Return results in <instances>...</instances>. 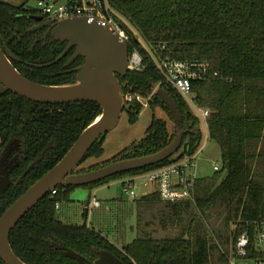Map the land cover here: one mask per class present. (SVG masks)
<instances>
[{
    "label": "trees",
    "instance_id": "trees-1",
    "mask_svg": "<svg viewBox=\"0 0 264 264\" xmlns=\"http://www.w3.org/2000/svg\"><path fill=\"white\" fill-rule=\"evenodd\" d=\"M109 1L138 30L147 46L119 16L108 12L129 33L130 52L138 50L146 63L142 72L119 77L124 94L146 99L151 108L160 107L173 119L158 92L167 91L182 113L177 129L186 134L177 159L85 187L93 189L114 178L193 157L201 144L199 118L184 97L166 82L152 52L174 60L209 64L211 76L193 82V95L201 109L210 111V138L220 147L226 174L222 177L223 171L218 170L212 178H200L195 202H163L156 193L136 200L137 236L123 248L86 224L62 221L57 216V205L69 201L76 187L59 186L11 232L12 249L26 264H79L54 249L52 242H62L91 260L98 257V250H107L124 264H228L227 256L237 236L247 223L260 220L264 214V0ZM35 14L26 4L15 6L0 1V41L18 58L13 64L29 80L44 85L73 84L76 73L68 70L81 65L83 58L69 69L64 64L70 54L48 68L35 66L51 63L67 45L45 37L44 30L30 33L37 23L32 17ZM129 104V121L135 123L144 105L138 100ZM101 114L102 108L94 102L38 104L11 92L0 97V154L15 137L22 144V161L13 177L19 178L49 148L42 162L18 187L0 192V217L65 156ZM106 136L93 146L85 160L102 156ZM174 137L167 121L153 117L141 141L89 171L156 153ZM0 264L4 263L0 260Z\"/></svg>",
    "mask_w": 264,
    "mask_h": 264
},
{
    "label": "water",
    "instance_id": "water-1",
    "mask_svg": "<svg viewBox=\"0 0 264 264\" xmlns=\"http://www.w3.org/2000/svg\"><path fill=\"white\" fill-rule=\"evenodd\" d=\"M104 4V0H101ZM42 21L43 18H37ZM48 28L57 42L68 43L65 52L47 67L62 60L75 48L68 65L78 57L85 59L76 69L77 77L73 84L44 85L33 82L23 76L12 64L13 53L0 44V97L11 92L30 101L43 104H66L74 102H94L102 108V114L78 137L63 159L44 177L19 197L0 218V260L5 264H26L12 249L11 231L19 221L41 200L48 196L58 185L67 187H85L105 181L111 177L143 170L171 159L183 146L186 131L180 130L172 142L160 151L137 158L117 161L86 173L73 174L85 161L93 146L119 123L123 112L130 111L131 105L125 101V94L119 77L129 73V44L120 40L113 32L97 19L88 16H74L59 21L48 20L33 29ZM159 94L177 124L182 122V114L172 96L159 89ZM179 128V126H178ZM200 127H198V130ZM13 143L6 148L0 160V186L4 190L9 184L10 172H4L2 166L8 155L14 150ZM39 162V161H37ZM32 165L27 172H29ZM5 181V184H4ZM92 192L85 203V216L88 217ZM59 249H65L57 246ZM65 254L84 264L85 258L72 250ZM95 264H124L108 251H100Z\"/></svg>",
    "mask_w": 264,
    "mask_h": 264
},
{
    "label": "built area",
    "instance_id": "built-area-1",
    "mask_svg": "<svg viewBox=\"0 0 264 264\" xmlns=\"http://www.w3.org/2000/svg\"><path fill=\"white\" fill-rule=\"evenodd\" d=\"M38 5L43 15L55 21L74 16H88L90 20L97 19L113 34L119 35L121 41L127 42L130 48L129 33L110 16L105 3L103 4L101 0H75L74 3L66 4L39 0ZM152 54L157 67L164 74L166 82L171 84L183 97L192 98L195 101L193 82L207 80L211 76L209 64L174 60L164 57L163 53L152 52ZM145 68L146 63L141 53L136 49L129 52V73L142 72ZM134 100L143 103L140 96L132 93L125 95V101L128 104ZM199 109L207 121L210 111ZM214 169L220 170L217 164ZM196 170L197 162L193 156L178 159L160 168L123 177L120 180L123 195L136 201L143 196L156 193L163 202H195L196 185L200 179ZM138 181L145 190L150 187L153 190L145 191L141 196L136 190ZM55 193L53 190L52 194ZM91 206L98 208L101 203L94 199ZM227 258L228 264H264V214L260 220L246 224L245 229L237 236L232 252Z\"/></svg>",
    "mask_w": 264,
    "mask_h": 264
},
{
    "label": "rangeland",
    "instance_id": "rangeland-1",
    "mask_svg": "<svg viewBox=\"0 0 264 264\" xmlns=\"http://www.w3.org/2000/svg\"><path fill=\"white\" fill-rule=\"evenodd\" d=\"M15 6L26 4L29 8L40 10L39 0H0ZM50 3L66 4L67 0H44ZM106 10L119 16L133 31L137 39L145 46L138 30L124 19L122 14L112 6L109 0H104ZM147 47V46H146ZM150 50V49H149ZM151 52V51H150ZM192 113L200 120L202 132V141L197 149L194 158L197 162L198 178H212L216 175L215 164L223 171V162L219 145L210 138L207 121L203 117L200 107L192 98L184 97ZM143 109L135 123H130L129 114L123 112L117 126L110 131L105 139L103 149L104 153L100 157H92L85 160L81 168H89L99 164L111 161L115 156L129 148L134 143L141 141L149 128L153 117L167 121L169 131L172 135L178 134L177 126L171 116L160 107L151 108L147 100H143ZM199 107V108H198ZM182 152L175 154L172 159H177ZM226 172H222V177ZM121 178H114L110 181L89 190L86 187H78L71 191L69 201L60 203L57 216L69 224H86L96 231L102 232L117 247L123 248L125 244L131 243L137 236L138 209L135 200L123 195ZM137 183V192L141 196L145 191H152L153 188L144 189ZM89 192H92L91 202L96 199L100 201L101 206L89 209L88 217H85L84 205L87 201ZM72 200H75L74 202Z\"/></svg>",
    "mask_w": 264,
    "mask_h": 264
},
{
    "label": "flooded vegetation",
    "instance_id": "flooded-vegetation-1",
    "mask_svg": "<svg viewBox=\"0 0 264 264\" xmlns=\"http://www.w3.org/2000/svg\"><path fill=\"white\" fill-rule=\"evenodd\" d=\"M35 12H36V14L34 15V16H32V17H34V19H35V21H37V23L32 27V28H30V30H29V32L30 33H36V32H38V31H45V37H50L51 35H48L47 34V32H48V28L46 27V28H41V29H37V30H33V29H35L36 27H38L39 25H41L43 22H46V21H48V20H52L50 17H48V16H46V15H43L42 13H41V11L40 10H34ZM39 17H42L43 18V20L42 21H38L37 20V18H39ZM52 37V36H51ZM0 44L2 45V46H4V47H6V48H8L7 46H6V44L4 43V42H1L0 41ZM67 47H68V43H67V45H66V48H65V50L67 49ZM9 49V48H8ZM10 50V49H9ZM65 50L61 53V55L65 52ZM75 48H73V49H71L68 53H67V55L63 58V59H65L69 54V56H68V59L66 60V62H65V64H64V68H67V69H69V68H71L72 66H73V64L79 59V58H82V57H78L72 64H70V65H68V63H69V61H70V59L72 58V56L74 55V53H75ZM11 51V50H10ZM12 52V51H11ZM13 53V52H12ZM13 55L15 56V54L13 53ZM60 55V56H61ZM59 56V57H60ZM58 57V58H59ZM57 58V59H58ZM57 59H55L54 61H56ZM62 59V60H63ZM84 59V58H83ZM16 60H18V58L15 56V59H11V61H12V64H13V62L14 61H16ZM62 60H60L59 62H61ZM54 61H52L51 63H53ZM59 62H56V63H54V64H52V65H50V66H53V65H55V64H57V63H59ZM84 62H85V59H84ZM84 62L81 64V65H79V66H76V67H74V68H71V69H69L68 71H74L75 73H76V77H77V72H76V69L77 68H79L80 66H82L83 64H84ZM51 63H47V64H43V65H48V64H51ZM14 65V64H13ZM37 68H39V69H43V68H48V67H50V66H47V67H39V66H42V65H35ZM15 67V66H14ZM16 68V67H15ZM16 95V94H15ZM18 96V95H17ZM21 97V96H20ZM22 98H24V97H22ZM26 99V98H25ZM28 100V99H27ZM30 101V100H29ZM31 102H34V101H31ZM83 102H87V101H83ZM34 103H37V102H34ZM74 103H76V102H74ZM38 104H43V103H38ZM66 104H71V103H66ZM49 105H63V104H49ZM182 114V113H181ZM173 117V116H172ZM173 119H174V117H173ZM178 123V122H177ZM177 126V125H176ZM177 131L179 132L180 131V129H177ZM11 143H13L12 144V146H13V148H14V150L8 155V157H7V159L5 160V162L3 163V166H2V170H3V175H4V172H7V171H9L10 172V174H9V184L7 185V187L4 189V190H1L0 189V192H5L6 190H8V189H10L11 187H18V185L19 184H21L22 182H23V180H24V178H25V176H27L28 174H30L35 168H36V166L37 165H39L41 162H42V160H43V158H44V155L46 154V152L48 151V149H46L43 153H42V155L40 156V157H38L35 161H33L28 167H27V169L24 171V173L19 177V178H14L13 177V174H14V172L18 169V167L20 166V164H21V161H22V159H21V147H22V144H21V140L18 138V137H15V138H13V139H11L10 141H9V143L5 146V148L3 149V151L1 152V154H0V160H1V158L3 157V154H4V152H5V150H6V148L9 146V144H11ZM66 155V154H65ZM63 159V158H62ZM61 159V160H62ZM60 160V161H61ZM37 161H39V162H37ZM59 161V162H60ZM58 162V163H59ZM57 163V164H58ZM56 164V165H57ZM32 165H34V167L29 171V172H27L28 171V169L32 166ZM55 165V166H56ZM82 165V164H81ZM81 165L74 171V173L73 174H81V173H86V172H89V168H86V169H84V168H81V169H79L80 167H81ZM54 166V167H55ZM53 167V168H54ZM52 168V169H53ZM51 169V170H52ZM50 171V170H49ZM48 171V172H49ZM92 171V170H91ZM47 172V173H48ZM46 173V174H47ZM45 174V175H46ZM45 175H43L42 177H44ZM0 176H1V174H0ZM41 177V178H42ZM40 178V179H41ZM40 179H38L37 181H39ZM36 181V182H37ZM35 182V183H36ZM35 183H33L31 186H33ZM4 184H5V181H4ZM30 186V187H31ZM59 186H61V187H63L62 185H58L57 187H59ZM30 187H28V189L30 188ZM57 187H55V189L57 188ZM0 188H1V186H0ZM78 188V187H77ZM27 189V190H28ZM54 189V190H55ZM89 189V188H88ZM26 190V191H27ZM89 190H91V189H89ZM23 195V194H22ZM21 195V196H22ZM20 196V197H21ZM86 203V202H85ZM13 204V203H12ZM11 204V205H12ZM10 205V206H11ZM9 206V207H10ZM8 207V208H9ZM7 208V209H8ZM6 209V210H7ZM5 210V211H6ZM84 210H85V205H84ZM29 213V212H28ZM27 213V214H28ZM26 214V215H27ZM3 215V214H2ZM1 215V216H2ZM25 217V216H24ZM23 217V218H24ZM86 217V216H85ZM1 218V217H0ZM22 218V219H23ZM21 219V220H22ZM20 220V221H21ZM19 221V222H20ZM18 225V224H17ZM91 228V227H90ZM15 229V228H14ZM13 229V230H14ZM12 230V231H13ZM11 231V232H12ZM11 235V234H10ZM51 245H52V247L54 248V249H56V250H60V251H62L63 253H64V255L66 256V257H68L66 254H65V251L66 250H71V249H69V248H67L65 245H64V243H62V242H60V243H57V242H52L51 243ZM55 245H57V246H62V247H64L65 249H59V248H57ZM73 251V250H72ZM100 251H107V250H98V257L96 258V259H87L86 257H84V256H82L81 254H79V255H81L82 257H84L85 258V261H84V264H95V262L99 259V252ZM75 252V251H74ZM108 252H110V251H108ZM76 253V252H75ZM110 253H112V252H110ZM78 254V253H77ZM113 254V253H112ZM114 256H116L115 254H113ZM117 257V256H116ZM68 258H70V257H68ZM118 259H120L119 257H117ZM70 259H72V258H70ZM72 260H75V259H72ZM121 260V259H120ZM75 261H77V260H75ZM122 261V260H121ZM79 264H82V263H80L79 261H77ZM123 262V261H122ZM5 264V263H4Z\"/></svg>",
    "mask_w": 264,
    "mask_h": 264
},
{
    "label": "crops",
    "instance_id": "crops-1",
    "mask_svg": "<svg viewBox=\"0 0 264 264\" xmlns=\"http://www.w3.org/2000/svg\"><path fill=\"white\" fill-rule=\"evenodd\" d=\"M71 0H67V3H69ZM73 202L75 201V200H72ZM90 208H91V204H90ZM58 209H60V207L58 208ZM112 242V241H111Z\"/></svg>",
    "mask_w": 264,
    "mask_h": 264
}]
</instances>
